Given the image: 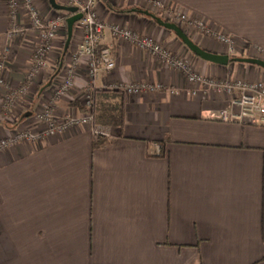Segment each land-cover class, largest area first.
Segmentation results:
<instances>
[{"label": "crops", "instance_id": "obj_1", "mask_svg": "<svg viewBox=\"0 0 264 264\" xmlns=\"http://www.w3.org/2000/svg\"><path fill=\"white\" fill-rule=\"evenodd\" d=\"M35 1L43 18L63 16L65 25L57 30L56 57L30 79L16 112L4 114L6 86L27 83L39 38L33 29L12 37L8 0H0V58L6 65L0 139L20 126L42 128L32 109L48 101L72 65L71 45L83 38L78 20L65 52L66 20L73 14L54 9L49 0ZM108 1L112 8L96 0L99 18L168 45L204 76L264 81V68L235 60L264 59L252 46L264 49V0H167L234 34L241 48L250 44L232 57L217 40L191 37L178 25L205 51L228 56L226 63L194 53L144 1ZM27 18L21 11L20 19ZM106 32L103 46L112 48L116 66L95 81V90L139 82L165 88L98 97L94 118L109 133L100 144L87 123L0 152V264H264V123L223 120L228 95L203 87L193 93L195 85L182 72ZM87 74L82 60L74 88L58 101L61 114L87 113ZM121 102L122 124H110L102 114Z\"/></svg>", "mask_w": 264, "mask_h": 264}, {"label": "built area", "instance_id": "obj_2", "mask_svg": "<svg viewBox=\"0 0 264 264\" xmlns=\"http://www.w3.org/2000/svg\"><path fill=\"white\" fill-rule=\"evenodd\" d=\"M151 4L154 9L160 10L165 8L160 0H145ZM72 5L79 8L83 13L81 29L83 38L77 45L73 54V63L68 69L67 77L57 88L56 96L61 97L69 94L75 86L77 78V69L82 60H86L89 74V84L87 86V107L91 110L90 115L86 117L66 116L60 118L54 113L51 107H46L37 117L42 128L32 130L28 128L18 129L14 135L9 138L0 139V152L6 150L18 141H27L38 143L55 134L62 133L73 127L82 124H91L93 133L96 137L106 138L109 136L108 131L101 125L96 124L93 114V92L95 81L106 72L112 71L116 66V60L113 56L112 48L103 46L106 38V31H110L115 39L128 41L142 50L148 51L155 55L162 63L170 66L172 69L182 72L185 77L195 85L193 93L203 87L218 95L226 94L230 97V106L222 110V119L225 121H249L252 123H264V82L247 81L243 79H224L206 77L196 70L191 61L173 53L170 48L159 42H155L150 36L140 34L133 28L121 25L110 24L99 18L96 11V0H72ZM9 16L12 26V37L17 34L23 35L29 29H33L38 34V45L31 59V68L26 84L17 89L6 86L5 72L6 65L4 59L0 58V84L7 87L2 101V111L11 115L15 113L19 105V95L26 96L29 89L30 79L37 76L39 71L48 66L51 53L54 50L53 41L56 39L55 34L60 27L56 20L45 21L37 8L35 0H8ZM21 11H25L30 18L31 25L26 27L20 19ZM183 18H186L182 15ZM203 28V24H200ZM208 32V30H207ZM217 41L222 45H227L230 51L235 52L236 40L226 36H219ZM198 87V88H197ZM163 85L139 82V83H121L118 86L105 88L122 91L129 94H140L144 92H156L163 90ZM198 89V90H197ZM41 127V126H40ZM160 147L158 146V149ZM160 149L158 150L159 153Z\"/></svg>", "mask_w": 264, "mask_h": 264}, {"label": "rangeland", "instance_id": "obj_3", "mask_svg": "<svg viewBox=\"0 0 264 264\" xmlns=\"http://www.w3.org/2000/svg\"><path fill=\"white\" fill-rule=\"evenodd\" d=\"M69 5H72V0H65ZM145 2V0H142ZM161 3L163 4V6L165 8H162L160 10H157V9H154L151 4H149L148 2H145V9L147 8L148 11H151L153 14L155 15H158L159 17H161L164 21H169V22H173L177 25H179L181 28H183L185 30V32L191 36V37H200L202 38L203 35L205 36V38H209V39H212V40H216L218 39L219 36H226L230 39H235L236 40V49H235V52L233 53V51H230L228 46L227 45H224V47H226L227 49V52L230 54V56H240L238 54H236L239 49L241 48L240 44H239V40L238 37H236L234 34L228 32L227 30H224V29H220L219 27H215V26H212V25H209L207 24L208 22L205 20V18L201 15H198L197 13H193V12H188L186 11L185 9H181V8H178V7H175L174 5H172L169 1L167 0H160ZM36 3V1H35ZM36 6L37 8L39 9V6L37 5L36 3ZM40 10V9H39ZM41 13V11H40ZM184 15L186 18H183ZM43 17V16H42ZM45 21H51V20H56L60 23V28L63 27V25H65V17L63 16H57L55 18H43ZM22 20V19H21ZM22 23L28 27L31 25V22H30V18L28 16V18L25 20V21H22ZM200 24H203V28L201 26H199ZM208 30V32H207ZM59 33L58 31L55 33L57 34ZM24 35V34H23ZM147 35V34H146ZM20 35L17 34L16 36L14 37H19ZM59 34H57V37L56 39L53 41V45L55 44V42L57 41V38H58ZM149 36V35H148ZM67 39V38H66ZM153 39V38H152ZM219 42V41H217ZM221 45L222 43L219 42ZM78 44H73L71 45L72 47L70 48V51L69 53L67 54V58L69 59V62L70 64L73 63V54L75 52V49L77 47ZM168 46V45H167ZM253 46V50L255 51L253 54H259L261 56H263L262 58H264V49L261 48V47H256V45H252ZM55 47V46H54ZM251 48L250 44L248 45H243L242 46V50H245L246 48ZM169 48V47H168ZM62 50V49H61ZM59 50V52L61 51ZM171 50V49H170ZM244 52V51H243ZM63 53V52H61ZM59 54V53H58ZM56 54L54 53V50L53 52L51 53V56H55ZM179 55V54H177ZM181 56V55H179ZM56 57V56H55ZM181 57H184L186 58L185 56H181ZM53 58V57H52ZM60 58V57H59ZM59 58H55L56 59V66L58 65V59ZM264 60V59H263ZM29 67L31 68V63L29 64ZM70 68V66H68L67 69H65V73L62 77L59 78L58 81H56V83H54L52 89L50 90V96L48 98V101L46 102H42L44 103L43 105H46V107H51L53 110H54V113L57 114V116H59L60 118H64L66 116H79V117H86L88 115H90V112L91 110L87 107V104H86V100H87V89L85 90V92L82 94L83 95V106H85L87 108V113L83 114L82 116L81 115H78L76 113H74V111H66L64 114H61V111L58 109L59 106H58V101L65 98L64 96H61V97H57L56 96V90L58 88V86L61 85V83L64 81V79L67 77V74H68V69ZM44 70V69H43ZM42 69L39 71V73L37 75H40L42 74ZM197 70V69H196ZM88 77H89V74H87ZM243 80H247L245 78H242ZM248 81V80H247ZM255 81V80H254ZM258 81V80H256ZM260 81V80H259ZM253 82V81H252ZM264 82V81H263ZM71 91H69L70 93ZM42 104H39L38 106H34V108L32 109L33 110V115H34V121L38 122L39 119H38V115L40 113H42V111L44 110V108H46L45 106H43ZM24 107V106H22ZM23 110V108L21 109ZM4 114H5V111H3ZM16 112V111H15ZM63 113V112H62ZM8 116V115H6ZM40 123V122H38ZM26 128V126H20L19 129H24Z\"/></svg>", "mask_w": 264, "mask_h": 264}, {"label": "water", "instance_id": "obj_4", "mask_svg": "<svg viewBox=\"0 0 264 264\" xmlns=\"http://www.w3.org/2000/svg\"><path fill=\"white\" fill-rule=\"evenodd\" d=\"M50 4L54 9L57 10H66L67 12L73 14L70 17L67 18V28H68V38L67 42L65 44V52L68 49V45H70L71 38L73 35V30H74V25L78 20L82 19L83 13L79 11V8L76 6H68V5H61L57 2V0H49ZM146 13H149L146 11ZM154 17V16H153ZM162 25H164L167 28L173 29L177 35L184 41V43L196 54L200 55L201 57L213 61V62H218V63H226L228 56L226 55H216L210 52L205 51L201 47H199L197 44H195L189 37L183 32L180 27L171 22H166L158 17H155ZM235 60L240 61V62H247V63H252L261 66L264 68V60L263 59H258V58H252V57H247V58H235Z\"/></svg>", "mask_w": 264, "mask_h": 264}, {"label": "trees", "instance_id": "obj_5", "mask_svg": "<svg viewBox=\"0 0 264 264\" xmlns=\"http://www.w3.org/2000/svg\"><path fill=\"white\" fill-rule=\"evenodd\" d=\"M107 5L108 7H113L108 0H103ZM124 94L122 91H118V90H109V89H101V90H94L93 92V112H95V100H97V98H102V95H107V97L109 96H114L116 94ZM123 102H121V104L118 106H115L114 107V111H112L111 109H105L102 116L104 117V119H108L110 124L112 123H115V124H122V121H123V116H124V108L122 106ZM96 121V119H95ZM97 123V122H96ZM98 125H101L99 123H97ZM102 126V125H101ZM96 142L97 144H100L98 143L99 142H102L103 139L105 138H101V137H96Z\"/></svg>", "mask_w": 264, "mask_h": 264}]
</instances>
